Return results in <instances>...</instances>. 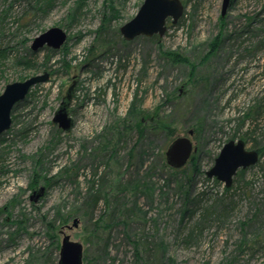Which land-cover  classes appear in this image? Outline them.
<instances>
[{
	"label": "rangeland",
	"instance_id": "374dc122",
	"mask_svg": "<svg viewBox=\"0 0 264 264\" xmlns=\"http://www.w3.org/2000/svg\"><path fill=\"white\" fill-rule=\"evenodd\" d=\"M181 1L163 37L125 41L143 0H0V94L49 76L0 134V264H58L64 235L83 264H264V0L223 17L222 0ZM51 27L65 43L32 51ZM72 83L63 132L52 119ZM137 116L143 135L117 141ZM189 131L174 173L165 152ZM229 140L259 159L225 191L205 173Z\"/></svg>",
	"mask_w": 264,
	"mask_h": 264
},
{
	"label": "water",
	"instance_id": "95a60500",
	"mask_svg": "<svg viewBox=\"0 0 264 264\" xmlns=\"http://www.w3.org/2000/svg\"><path fill=\"white\" fill-rule=\"evenodd\" d=\"M231 0H222L221 17L225 16ZM183 13L181 0H143L135 16L119 28V33L125 41L138 36L162 37L166 31V22L171 20L176 24ZM67 34L58 27H51L38 35L31 44V50L36 52L43 47L59 49L66 41ZM48 74L35 75L24 81L12 82L5 86L0 94V134L11 126V112L13 107L24 100L30 88L38 83L46 82ZM73 83L69 86L65 96L55 111L52 123L57 124L63 132L70 130L72 118L69 116V104L73 93ZM192 131L188 137H178L171 142L165 152V160L169 167L180 169L191 158L195 148L191 141ZM259 153L255 149H247L242 140L226 142L213 166L206 172L208 179L214 178L225 188H230L237 171L251 167L257 163ZM77 220H73V227H77ZM58 264H83V247L80 243L70 240L64 235L59 249Z\"/></svg>",
	"mask_w": 264,
	"mask_h": 264
},
{
	"label": "trees",
	"instance_id": "16d2710c",
	"mask_svg": "<svg viewBox=\"0 0 264 264\" xmlns=\"http://www.w3.org/2000/svg\"><path fill=\"white\" fill-rule=\"evenodd\" d=\"M180 23V22H179ZM171 26V25H170ZM102 29V28H101ZM170 57H171V59L174 61V62H179V63H181L182 61H184L179 55H175V54H171L170 55ZM72 97H73V93H72ZM131 112H132V110H131ZM144 122V119L141 117V118H138V116L136 117V122L135 123H132V121H129V119L128 118H125V119H123L122 121H121V125H123V128L119 131V132H117L116 133V135H117V137H116V139H117V141H119L120 139H122V137L121 136H124V134H127V131H129V130H132L133 128H135L136 129V131H137V133L139 134V136H142L143 135V133H144V128H142V127H140L141 126V124ZM161 121H157V123H160ZM143 153H144V151H143ZM163 162V166L164 167H168L169 169H171L174 173H178V172H180V171H182L181 169L182 168H180V169H174V168H171V167H169L168 165H167V163H166V160H165V163H164V161H162ZM247 169H245V170H239L238 172H237V176L236 177H240V175L242 174V173H244L245 171H246ZM207 180V179H206ZM216 182V181H215ZM232 189H234V187L233 186H231L230 188H224V190L225 191H231Z\"/></svg>",
	"mask_w": 264,
	"mask_h": 264
},
{
	"label": "built area",
	"instance_id": "2783aa9c",
	"mask_svg": "<svg viewBox=\"0 0 264 264\" xmlns=\"http://www.w3.org/2000/svg\"><path fill=\"white\" fill-rule=\"evenodd\" d=\"M179 30H182V28H180Z\"/></svg>",
	"mask_w": 264,
	"mask_h": 264
},
{
	"label": "flooded vegetation",
	"instance_id": "af4514ba",
	"mask_svg": "<svg viewBox=\"0 0 264 264\" xmlns=\"http://www.w3.org/2000/svg\"><path fill=\"white\" fill-rule=\"evenodd\" d=\"M183 29V28H182Z\"/></svg>",
	"mask_w": 264,
	"mask_h": 264
}]
</instances>
